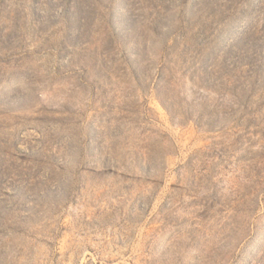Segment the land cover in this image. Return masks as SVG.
Here are the masks:
<instances>
[{
	"label": "rangeland",
	"instance_id": "1",
	"mask_svg": "<svg viewBox=\"0 0 264 264\" xmlns=\"http://www.w3.org/2000/svg\"><path fill=\"white\" fill-rule=\"evenodd\" d=\"M0 264H264V0H0Z\"/></svg>",
	"mask_w": 264,
	"mask_h": 264
}]
</instances>
